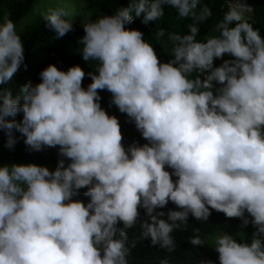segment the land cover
Wrapping results in <instances>:
<instances>
[{
    "label": "clouds",
    "instance_id": "clouds-1",
    "mask_svg": "<svg viewBox=\"0 0 264 264\" xmlns=\"http://www.w3.org/2000/svg\"><path fill=\"white\" fill-rule=\"evenodd\" d=\"M166 5L194 23L190 35L157 31L172 45L174 58L164 63L141 31L126 26L133 12L145 25L159 20ZM227 6L219 35L199 42L196 25L212 15L201 0H129L83 25L82 59L98 62L86 89L80 66L55 65L15 96L0 87L5 146L14 148L18 131L30 150L59 146L62 157L55 171L35 163L0 167V264H130L139 240L171 253L173 233L189 216L208 221L211 210L256 229L250 243L217 235L219 264H264V36L241 5ZM66 15L57 9L44 17L57 39L73 31ZM226 54L232 59L214 66ZM24 60L16 24L5 19L0 86ZM102 90L147 143L125 146L120 120L101 107ZM21 113L18 123L8 119ZM81 189L89 202L75 199ZM169 202L180 210L157 211ZM138 224L140 236L130 241L128 230ZM190 243L205 240L197 230Z\"/></svg>",
    "mask_w": 264,
    "mask_h": 264
},
{
    "label": "trees",
    "instance_id": "trees-1",
    "mask_svg": "<svg viewBox=\"0 0 264 264\" xmlns=\"http://www.w3.org/2000/svg\"><path fill=\"white\" fill-rule=\"evenodd\" d=\"M40 0H0V23L5 19H11L18 29V33L22 37L25 44V60L14 74L11 81L3 86L11 89L15 96L19 89L25 84L31 82L36 85L41 82L40 73L49 65H55L61 71H67L72 66H80L86 73L82 82V87L85 89L92 83L91 78L87 73L96 71L98 62L82 59V45L80 40L85 36L83 25L95 20L100 16H112L120 7H126L129 0H78L90 12L89 16H74L72 18L64 17L73 24V31L66 34L64 37L57 39L55 33L48 30L46 27L45 16L37 17L26 22L30 18L34 8ZM228 1L230 0H201V6L207 5L212 15L202 24H197L199 31L196 39L199 42H206L210 36H218L216 25L224 18L228 11ZM241 3L249 6L251 13L244 17L253 23L254 28H259L261 35L264 36V0H239ZM199 11V9H197ZM133 23L126 26L131 30H139L143 33L146 41H149L153 46L161 62H168L173 59L172 45L167 40V35L163 38L157 37L156 33L159 29H164L166 33L175 32L180 35H190L189 25L194 21L191 17L181 18L178 10L165 6V15L155 22H149L145 25L142 23V16L138 17L132 13ZM22 28L19 30V28ZM234 26V25H233ZM232 59L227 54L224 58L214 61V66L219 67L224 60ZM220 85H217L219 87ZM102 97L101 107L107 111L109 115L118 117L121 123L122 134L124 136L123 143L125 146L131 145L134 142L139 144L147 143L137 131L134 122H130L126 114L119 111L115 105H110L111 93L106 90L100 91ZM23 114H18L15 117L8 119L15 120L17 123L22 120ZM17 143L13 149L7 148V137L3 130H0V167L4 165L11 166L12 164H28L35 163L40 166L48 167L50 171H55L58 162L62 157L59 156V146L54 148L46 147L42 151L36 152L30 150L25 145L24 139L18 131L15 132ZM70 163L65 158V164ZM171 171V170H169ZM175 179V177H173ZM87 189H81L80 195L75 199L89 202V198L83 193ZM169 210H180L175 204H169L163 209L165 214ZM140 221L146 219L144 209H139ZM166 219V215H165ZM243 222L239 218H228L222 212L211 210V215L208 221H198L194 217L189 216L188 224L183 230H177L173 233L176 242V249L173 252H168L166 249L160 248L159 245L153 247L151 240H139L136 247L132 249L129 257L130 264H159L161 259H168L170 264H201V262L211 261L213 264H219V254L210 246V241L217 235L228 233L236 236L238 239L249 240L250 234H253L256 229L254 227H242ZM118 227H123L120 223ZM202 239L205 240L203 246H193L190 243V238L196 234V231ZM129 240L136 239L140 236L139 224L133 229L128 230Z\"/></svg>",
    "mask_w": 264,
    "mask_h": 264
},
{
    "label": "rangeland",
    "instance_id": "rangeland-1",
    "mask_svg": "<svg viewBox=\"0 0 264 264\" xmlns=\"http://www.w3.org/2000/svg\"><path fill=\"white\" fill-rule=\"evenodd\" d=\"M239 0H230L228 1V4H239ZM62 9L64 12L67 13L65 17L72 18L74 16L80 15V16H89L90 12L88 9L78 0H40L39 3L34 8V11L30 18L26 19V22L29 20L35 19L37 17L45 16L49 10H57ZM247 7L246 10L243 11V15H249L251 11ZM22 28V26L19 28V30ZM18 30V29H17ZM247 215V214H246ZM249 220H251V217H248ZM240 221H242L240 219ZM248 227H252L251 224L248 225ZM255 229V228H254ZM252 234H250L249 240L251 241ZM214 239L210 241V246L214 248Z\"/></svg>",
    "mask_w": 264,
    "mask_h": 264
},
{
    "label": "bare ground",
    "instance_id": "bare-ground-1",
    "mask_svg": "<svg viewBox=\"0 0 264 264\" xmlns=\"http://www.w3.org/2000/svg\"><path fill=\"white\" fill-rule=\"evenodd\" d=\"M238 5L242 6V10H245L248 6H246L245 4L239 3Z\"/></svg>",
    "mask_w": 264,
    "mask_h": 264
}]
</instances>
